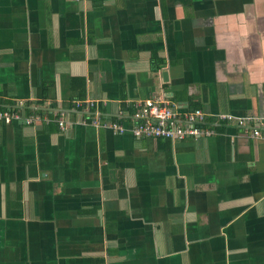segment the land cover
Listing matches in <instances>:
<instances>
[{
	"label": "crops",
	"instance_id": "0c3cea01",
	"mask_svg": "<svg viewBox=\"0 0 264 264\" xmlns=\"http://www.w3.org/2000/svg\"><path fill=\"white\" fill-rule=\"evenodd\" d=\"M147 99L216 135L91 123ZM17 103L41 118L0 120V264H264V0H0V106Z\"/></svg>",
	"mask_w": 264,
	"mask_h": 264
},
{
	"label": "built area",
	"instance_id": "2783aa9c",
	"mask_svg": "<svg viewBox=\"0 0 264 264\" xmlns=\"http://www.w3.org/2000/svg\"><path fill=\"white\" fill-rule=\"evenodd\" d=\"M75 108L89 111L88 107L93 105L92 101H76ZM25 106L19 103L8 106H0V120L11 122L13 119H22L25 123H32L41 117L32 112L29 115H21L20 108L24 110ZM131 112L120 110L110 120H103L101 112L95 110L89 117L94 126H105L111 128L115 133H131L138 138H171L185 139L188 137H212L216 135V122L208 118L203 109L193 107L185 112H179L176 104H170L160 99H147L133 103ZM35 110V109H34ZM58 113V112H57ZM56 113V114H57ZM59 113L54 118L43 117L46 121L53 119L58 122L60 128L66 127V122ZM217 120L235 123L245 129L251 128L252 137L262 135L258 126H253V117H240L235 119L234 115L228 113L218 114Z\"/></svg>",
	"mask_w": 264,
	"mask_h": 264
},
{
	"label": "bare ground",
	"instance_id": "6f19581e",
	"mask_svg": "<svg viewBox=\"0 0 264 264\" xmlns=\"http://www.w3.org/2000/svg\"><path fill=\"white\" fill-rule=\"evenodd\" d=\"M9 123V122H8Z\"/></svg>",
	"mask_w": 264,
	"mask_h": 264
}]
</instances>
